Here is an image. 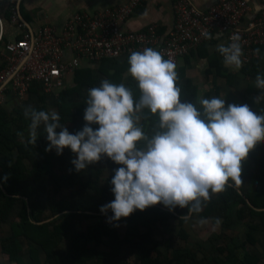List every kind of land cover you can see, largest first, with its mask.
<instances>
[{"label":"trees","instance_id":"16d2710c","mask_svg":"<svg viewBox=\"0 0 264 264\" xmlns=\"http://www.w3.org/2000/svg\"><path fill=\"white\" fill-rule=\"evenodd\" d=\"M205 45L208 44L201 47ZM1 61L0 55V68ZM126 65L128 58L125 60L106 58L99 65V71L103 76H97L94 68L88 66L78 68L74 72L72 84L67 78L66 85L60 89V92L57 91L55 104L62 125H66L72 119H81L71 134L82 130L87 123L84 120V113L88 106L85 102L88 90L99 87L104 79L121 84ZM212 65H217V61H212ZM250 72L257 74L255 71ZM184 73V70L177 73L176 81V85L181 89V102H192L203 112L199 103L201 97L198 88L192 83H182ZM126 87L131 90L134 103L139 102L142 93L138 82L134 79L130 80ZM48 96L40 89V84H35L31 89L27 107L31 106L37 111H49ZM5 108L0 104V229L3 223L8 222L14 207L18 203L23 204L21 212L17 213L18 221L12 224L13 234L2 240V251L13 263L84 264L91 256L96 260V264H136V262L140 264H258L261 261L260 257L249 253L246 244L254 243L253 231H264V172L254 171L247 158L242 162L241 177L249 176L256 180L257 189L244 192L235 185V181L229 180L225 190L219 193L218 199L211 197L206 202L208 207L200 215L202 219L216 217V219L228 220L229 211L239 205L237 217L243 220L249 216L256 219V222L251 224L252 231L248 234L246 243L239 244L235 239L228 237L226 247L215 244L210 251H206L202 245L193 248L190 246L192 244L185 246L181 243L189 236L182 229L185 220L180 217L184 214L178 210V206L170 211L162 203H158L143 211L137 209L130 216L122 217L119 221L106 223L105 219H109L113 213L110 209L107 213H101L100 207L115 199L111 191L114 187L111 180L115 175L114 170L123 165L116 164L106 154H102L98 162L89 164L85 169L77 171L72 164L68 167V173L60 174L57 166L65 162V157L63 153L58 155L55 148L51 151L45 150L50 142L46 138L44 125L41 124L37 129L39 133L36 143H30L31 121L23 114L25 108L16 107L12 112ZM255 112L264 114V100L259 102ZM137 113L141 118L138 127L145 133V139L138 141L137 147L144 149L148 140L163 130L159 128L158 113L152 114L147 108ZM91 126L94 130L99 127L98 124ZM60 130V128L56 129L57 132ZM24 138L25 141H22ZM258 147L264 151V143H257L253 149ZM256 164L264 168V153L260 160H256ZM102 165L110 169L107 176L101 168ZM93 169L97 178L95 180L86 177ZM5 176L8 177L7 180L4 179ZM65 190H70L73 197L59 199L58 197ZM173 217L180 220L182 230L176 236L159 242L154 238L155 231L172 225ZM98 219V223L88 224L86 232L76 234L68 254L59 251V246L66 235L71 236L80 221ZM119 223L125 227L123 238L118 230ZM128 237H132L135 241L138 255L133 256L132 253L129 259L116 260L114 257L118 255V248L128 242ZM27 244L28 249L25 247ZM104 247L107 251H102L101 248ZM161 248L166 249L167 253L160 250ZM42 251L45 259L41 257ZM200 251L205 254L203 259L198 258L197 252ZM226 251L228 254L224 260L214 257L215 254H224ZM27 254L30 255L29 261L25 259Z\"/></svg>","mask_w":264,"mask_h":264},{"label":"clouds","instance_id":"9594fccd","mask_svg":"<svg viewBox=\"0 0 264 264\" xmlns=\"http://www.w3.org/2000/svg\"><path fill=\"white\" fill-rule=\"evenodd\" d=\"M203 35L211 38L207 32ZM231 40L228 45H218L217 51L226 66L239 69L243 55L240 37ZM256 52L259 54L258 49ZM128 64L142 93L139 102L134 103L131 90L123 83L104 79L99 87L88 90L87 123L75 134L60 123L55 110L37 111L28 106L23 114L31 121L29 142L36 143L37 129L43 124L50 142L45 150L55 148L60 155L65 147L70 148L77 154L71 161L77 171L98 162L102 154L123 165L114 170L111 180L115 199L100 207L101 213L112 211L109 222L158 203L170 211L177 206L188 208L180 217L187 221L211 199L210 191L223 192L229 180L241 183L242 162L264 141V114L247 104L225 107V99L215 96L200 99L203 112L192 102H181L176 64L152 48L132 52ZM256 87L264 90V75L256 76ZM261 100L264 95L254 98L255 103ZM144 108L158 113L163 130L148 140L146 150L137 147L145 133L133 118ZM92 124L99 127L94 130ZM57 128L61 130L57 132ZM216 222L220 223L219 218Z\"/></svg>","mask_w":264,"mask_h":264},{"label":"built area","instance_id":"2783aa9c","mask_svg":"<svg viewBox=\"0 0 264 264\" xmlns=\"http://www.w3.org/2000/svg\"><path fill=\"white\" fill-rule=\"evenodd\" d=\"M144 1L126 0L93 14L77 12L59 31L50 24L38 29L29 26L20 17L19 0H13L11 19L21 29V36L5 42L0 49L3 63L0 104L28 103L35 84H40V89L48 95L55 94L66 85L68 75L83 67L86 61L125 60L134 51L152 48L177 64L202 45L209 44L215 34L225 36V45L232 42L231 37H240L244 66H251L260 58V46H264V9L244 24L251 10L247 0H218L208 9L197 7L191 0H175V17L169 30L162 31L156 22L133 30L128 27V21ZM0 23L2 27L1 14ZM205 32L210 39L205 38ZM4 35L2 28L0 48Z\"/></svg>","mask_w":264,"mask_h":264},{"label":"crops","instance_id":"0c3cea01","mask_svg":"<svg viewBox=\"0 0 264 264\" xmlns=\"http://www.w3.org/2000/svg\"><path fill=\"white\" fill-rule=\"evenodd\" d=\"M13 0H0V14L3 18V26L1 27L0 23V33L3 28L4 30V41L1 43V48L7 41H14L19 39L21 36V29L19 26L12 21L11 19V8H12ZM126 0H19V8L21 9L23 15L26 20L29 22L30 26L34 29H38L41 25L50 24L54 25L59 31H62L69 20H71L77 12H88L95 13L97 11L105 10L106 8L114 7L119 4L125 3ZM175 0H145L143 5L140 6L135 14L129 19L128 27L133 30H139L147 26L149 23L156 22L162 31L169 30L174 22V4ZM194 5L201 9H208L213 4H215L218 0H191ZM251 5V10L248 16L244 19V24H247L251 20H253L263 9H264V0H247ZM21 17V16H20ZM224 44L225 45V36L222 34H215L208 45L201 47L197 52H192L191 55H188L182 58L179 63L176 64V71L180 73L181 70H184V78L182 83H192L194 86L198 88L201 99L202 98H211L218 97L221 99H225V107L229 104H237L243 105L247 104L249 107L255 112L259 103L254 102L255 97H259L264 95V90H261L256 87V76L258 74L264 75V46H260V58L255 60L253 64L250 66H242L239 69H236L234 66H226L224 63L223 56L217 51V46ZM217 61V65H212V61ZM3 65V63L1 62ZM101 62H85L83 67L92 66L94 68V73L97 76H103L102 72L99 71V65ZM129 64L126 65L124 73L127 74ZM250 67V68H249ZM254 67V68H253ZM253 69V70H252ZM250 71H255L257 74H252ZM130 75V73L128 72ZM73 73L68 75V79L70 84L73 81ZM133 80V78L127 77L123 74L122 83L125 86L128 85L129 81ZM54 95H57L55 93ZM53 95V96H54ZM261 102V101H260ZM139 117V113L134 114L135 117ZM141 118L139 119L138 125H140ZM264 143V141L258 142ZM147 147L144 148L146 150ZM264 151L262 149L255 148L252 149L248 154V161L252 169L258 173H263L264 168L261 165L256 164V160H260ZM263 163V162H262ZM243 169V166H242ZM241 183L236 184V186L244 192H249L250 188H252V184L255 183L254 190L257 189V181L249 176L241 177ZM254 185V184H253ZM211 192V191H210ZM219 193H210V197L215 198ZM20 204V203H18ZM18 204L14 207L8 222L3 223L0 229V264H15L11 261L10 257L3 253L2 251V240L9 238L13 234L12 224L18 221V215H16V210L18 208ZM208 207L207 203L202 204L201 211L193 212L191 215V219L207 221L209 219L213 220L212 217L207 219L201 218V213L205 211ZM238 206L233 207L229 211V218L235 221L233 224L237 225L238 229L247 231V235L252 231L251 224L256 222V219L250 217V221L246 217L243 220H240L237 217V208ZM20 209L19 212H21ZM181 213L185 211L183 214L188 213V208H179ZM18 212V213H19ZM235 213V214H234ZM195 215V216H194ZM196 215L198 217H196ZM233 215L235 217L233 218ZM171 218V222H172ZM174 219L179 220L177 217ZM216 219V218H215ZM94 222V223H93ZM82 228L78 226L75 227L74 233L70 236V241L66 238L59 246V251L63 254H68L70 248L73 244V239H75L77 233H84L87 231L88 224H96L95 221L84 220L80 221ZM180 223V220H179ZM232 222L230 224V228H233ZM173 225L168 226V230L172 229ZM195 226V225H194ZM181 227V226H180ZM184 227V224L183 226ZM174 228H177L176 226ZM165 230L164 227L157 229L156 231ZM178 231L173 232L171 237L176 236L182 229H177ZM180 230V231H179ZM155 231V236H156ZM239 233V232H237ZM163 235V233H159ZM168 234H164V236L158 237L159 242H164V238L167 237ZM235 241H238L239 244L246 243L247 239H243V237H238L235 234H229ZM189 236V235H188ZM123 237L124 234H123ZM201 237V236H200ZM226 237V238H228ZM248 238V237H247ZM252 238L254 243H247V250L251 255L260 257L261 263L264 264V231L255 230L252 232ZM128 242L122 244L117 252L118 255L114 258L126 260L129 259V256L132 255L134 249L136 248L135 241L132 240V237H128ZM66 244V245H65ZM186 244V243H185ZM198 244V243H197ZM184 245V244H183ZM187 245V244H186ZM185 245V246H186ZM200 245L208 247V245L204 242H200ZM29 245L27 244L25 247L27 248ZM94 246V245H93ZM238 246V245H237ZM250 247V248H248ZM28 249V248H27ZM26 249V250H27ZM102 251H107V249L101 248ZM205 249V248H204ZM240 250V249H238ZM27 253V251H26ZM228 252L226 251V255ZM239 254V253H237ZM41 257L45 259L43 255V251L41 252ZM30 255L27 254L25 256L26 261L30 260ZM84 264H96V260L91 257H88V262ZM136 264H140L137 262Z\"/></svg>","mask_w":264,"mask_h":264},{"label":"rangeland","instance_id":"374dc122","mask_svg":"<svg viewBox=\"0 0 264 264\" xmlns=\"http://www.w3.org/2000/svg\"><path fill=\"white\" fill-rule=\"evenodd\" d=\"M124 75H125L126 79H127V77L131 78V75H129L128 72H127V74L124 73ZM57 91L60 92L61 90H57ZM58 92H57V95H58ZM53 95L54 94L48 96L49 111L55 110L56 112H58L57 106L55 104V100H56L57 96L56 95L53 96ZM31 100H32V98H31ZM4 104L6 107L5 109H7L9 112H12V110L16 107H23V108L27 107V103L23 104V105H19L16 102V104L14 105L13 102H9V103L6 102ZM139 119H140L139 117H137V116L135 117L136 125H138ZM80 122H81V119L76 118V119H72L71 121H68L66 123L65 126L68 128V131L70 134L74 132L75 126L77 124H79ZM37 133H39V132H37ZM22 141H25V138L22 139ZM63 154L65 157V162H63L57 166V170L60 174L69 172L68 167L70 165H72L71 161L73 159H75L77 156V154L73 153L71 151V149L68 147L64 148ZM101 168L104 169L105 176H107L109 174L110 169L106 165H102ZM86 177H90L91 179H94V180L97 179L96 175H95V170L93 169V171L92 170L89 171ZM44 183H46V181ZM253 184H252V188H250V191L254 190L255 183H253ZM48 193H50V192H48ZM70 193H71L70 190H65L61 193V196H59L58 198L60 199L63 197H66V198L73 197V195H71ZM215 199H218V194L215 196ZM22 207H23V204H20L18 206V208L16 210V215L20 211V209H22ZM179 208L180 207H178V209ZM238 208H237V210H238ZM182 212L185 213V211H182ZM191 215H192V213H191ZM191 215H190V217H191ZM196 217H198V216L196 215ZM234 217H235V215H233V218ZM191 218H189L187 221L184 222V227L182 228L189 235L188 239H186L187 241L186 240L181 241V243H183L184 245L187 244L186 246L192 244L190 246H192L193 248H197V247H199L200 242H204L208 245V247L205 246L204 248L206 249V251H210L211 248L213 246H215V244L219 245V246L221 245V246L226 247V237L230 236L229 234H231V235L235 234L237 236V238L243 237L244 240L247 239V236H246L247 231L245 232L244 230H240V229H238L237 225L233 224L234 222H236L235 218H234V221H231L232 220L231 217L228 220H227V218L219 219L220 220L219 224H217V222H216L217 219L215 220L216 217H214L213 220L209 219L207 221H202V220L193 221V219H191ZM247 218L250 221V217L248 216ZM98 221H99V219L95 220V222H97V223H98ZM105 222L110 223L109 219H105ZM231 222L234 225L233 228H230ZM171 224L173 225L171 230H168L169 229L168 227H164L165 230L156 231V236L154 235V237L156 239H158V237L162 238L164 236V234H168L167 237H165L163 241L170 239L173 232L178 231L177 229H181V227H180L181 224L179 223V220L174 219V217L172 219ZM78 225L80 228H82L84 226V225H82V223H78ZM118 226H119L118 230H119L120 236H121V238H123L125 227L123 226L122 223H119ZM175 226L177 228H174ZM142 231H144V229H142ZM237 232H239V233H237ZM159 233H163V235H160ZM213 238H214V240H213ZM67 239H68V241H70V239H71L70 236H68ZM197 243H198V245H197ZM248 248H250V247H248ZM160 250H162L164 253H167L166 249H164V248H161ZM194 251H196V250H194ZM197 254H198L199 259H203L205 257L204 256L205 254H203L201 251L197 252ZM137 255H138V249L136 247L133 251V256H137ZM214 257H217L218 259L224 260L226 257V252L224 254L223 253H217L214 255ZM131 262H133L132 258H131Z\"/></svg>","mask_w":264,"mask_h":264},{"label":"water","instance_id":"95a60500","mask_svg":"<svg viewBox=\"0 0 264 264\" xmlns=\"http://www.w3.org/2000/svg\"><path fill=\"white\" fill-rule=\"evenodd\" d=\"M19 13H20L21 19H22L24 22H26V23L30 26L29 22L26 20V18H25V16L23 15V13H22V11H21L20 8H19Z\"/></svg>","mask_w":264,"mask_h":264}]
</instances>
